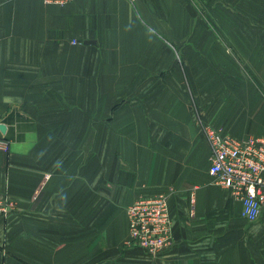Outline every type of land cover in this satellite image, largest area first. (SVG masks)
<instances>
[{
    "label": "crops",
    "instance_id": "0c3cea01",
    "mask_svg": "<svg viewBox=\"0 0 264 264\" xmlns=\"http://www.w3.org/2000/svg\"><path fill=\"white\" fill-rule=\"evenodd\" d=\"M1 125L0 264H264L202 128L264 137V0H0ZM158 194L153 259L127 209Z\"/></svg>",
    "mask_w": 264,
    "mask_h": 264
},
{
    "label": "built area",
    "instance_id": "2783aa9c",
    "mask_svg": "<svg viewBox=\"0 0 264 264\" xmlns=\"http://www.w3.org/2000/svg\"><path fill=\"white\" fill-rule=\"evenodd\" d=\"M72 1L44 0L61 6ZM202 126L212 151L210 175L234 199L242 202L243 215L250 222L258 221L264 212V137L248 135L238 138L221 129ZM0 148L8 150L3 139H0ZM17 210L16 202L0 193V219L10 217ZM127 212V246L138 247L157 259L175 245L168 195L139 197Z\"/></svg>",
    "mask_w": 264,
    "mask_h": 264
},
{
    "label": "water",
    "instance_id": "95a60500",
    "mask_svg": "<svg viewBox=\"0 0 264 264\" xmlns=\"http://www.w3.org/2000/svg\"><path fill=\"white\" fill-rule=\"evenodd\" d=\"M0 129H1V131H2L3 133H5L6 130H7V128H6L5 125H1V126H0Z\"/></svg>",
    "mask_w": 264,
    "mask_h": 264
}]
</instances>
